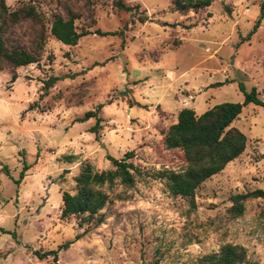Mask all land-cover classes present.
<instances>
[{
    "label": "rangeland",
    "instance_id": "374dc122",
    "mask_svg": "<svg viewBox=\"0 0 264 264\" xmlns=\"http://www.w3.org/2000/svg\"><path fill=\"white\" fill-rule=\"evenodd\" d=\"M66 1L81 13L78 28L117 33L92 32L75 45L49 35L37 63L0 71V264H52L34 250L65 242L58 264H199L226 242L264 264V200L248 197L240 216L229 213L232 195L264 189L262 106L242 107L232 125L246 136L245 150L197 188L194 206L172 196L160 176L184 165L182 153L164 145L180 109L201 114L241 103L240 84L264 100V17L252 32L262 0H211L186 12L173 0H123L131 10L113 0L5 3L33 2L48 16L53 8L66 16ZM8 36L31 51L25 21ZM49 77L57 80L44 89ZM87 110L101 117L96 132L95 118L78 120ZM126 153L131 185L105 182L107 201L92 221L61 216V193L76 191L82 167L113 169L108 156Z\"/></svg>",
    "mask_w": 264,
    "mask_h": 264
},
{
    "label": "trees",
    "instance_id": "16d2710c",
    "mask_svg": "<svg viewBox=\"0 0 264 264\" xmlns=\"http://www.w3.org/2000/svg\"><path fill=\"white\" fill-rule=\"evenodd\" d=\"M89 3V0H86ZM66 16H63L56 8L46 15L33 2L23 3L14 9H9L5 0H0V71L10 66L12 68L37 63L41 57V51L49 35L57 41L66 45H75L78 40L90 33L101 36L116 34L117 31H90L84 27L78 28L76 21L80 19L81 13L76 11L69 2H62ZM211 4V0H173L175 10L186 12L190 8L195 11L205 8ZM113 5L122 10H131L132 6L127 5L123 0H113ZM264 17V0L259 3V14L253 26L252 32L256 30L261 19ZM25 21L33 32L34 41L31 51L13 46L9 43L8 31L10 27ZM195 26V23L188 25V28ZM264 69V60H263ZM15 74L12 79H15ZM57 80L56 77H49L43 80V88L47 89ZM243 91V102H221L196 114L194 109L184 107L177 113V121L166 129L164 134V145L168 150H179L183 155L184 165L178 170L164 169L160 176L164 178L166 187L172 196L188 200L194 206V198L197 188L211 176L220 173L225 166L239 157L246 147L247 138L242 131L232 125L244 105L253 103L264 109V100L258 97V91L252 88L249 92ZM99 104L97 108H101ZM95 118V124L91 127L96 132L100 126L101 117L97 110H87L79 121ZM132 153H126L123 158L108 156L113 169L94 172L90 165L82 167L74 177L76 191L61 193V216L80 215L82 221H92L94 216L104 207L107 201V194L100 188L105 182L111 183L119 178L125 185H131L134 177L130 172L132 164L127 161ZM6 170V167H4ZM25 169V167H24ZM22 171L20 177H22ZM261 198L264 200V189H254L246 193L234 194L231 196L232 205L229 213L234 217L243 213V202L248 198ZM102 217L96 219L99 224ZM70 242L59 245L56 249L42 251L34 250V255L39 259L50 257L52 264H58V251L65 248ZM150 264H157L154 261ZM199 264H260L256 261H249L247 251L243 245L237 243H223L217 252L203 255Z\"/></svg>",
    "mask_w": 264,
    "mask_h": 264
},
{
    "label": "crops",
    "instance_id": "0c3cea01",
    "mask_svg": "<svg viewBox=\"0 0 264 264\" xmlns=\"http://www.w3.org/2000/svg\"><path fill=\"white\" fill-rule=\"evenodd\" d=\"M248 12H250V10H249ZM255 12H256V10H255ZM192 109H193V108H192ZM176 121H177V116L175 117L174 122H176ZM174 122H173V123H174Z\"/></svg>",
    "mask_w": 264,
    "mask_h": 264
}]
</instances>
